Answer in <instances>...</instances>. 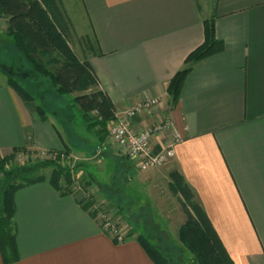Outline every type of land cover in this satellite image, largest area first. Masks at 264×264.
<instances>
[{
    "label": "crops",
    "instance_id": "1",
    "mask_svg": "<svg viewBox=\"0 0 264 264\" xmlns=\"http://www.w3.org/2000/svg\"><path fill=\"white\" fill-rule=\"evenodd\" d=\"M40 1L55 23L56 16H66L62 7L54 13ZM71 2L81 10L91 40L77 57L91 63L117 120L157 98V105L131 118L133 126L170 120L183 137L173 160L154 172L184 176L235 264H264V0ZM211 17L224 49L193 64L173 105L169 83L204 43V21ZM0 23L7 33V19L0 16ZM36 106L23 101L0 70V158L18 148L40 155L64 149L55 121L41 120ZM171 139L167 131L153 141L161 147ZM84 200L78 191L62 194L49 177L19 188V260L5 263L0 249V264H155L137 227L122 224L129 236L117 241L82 207ZM172 223L162 231L185 249L179 235L170 233Z\"/></svg>",
    "mask_w": 264,
    "mask_h": 264
},
{
    "label": "trees",
    "instance_id": "2",
    "mask_svg": "<svg viewBox=\"0 0 264 264\" xmlns=\"http://www.w3.org/2000/svg\"><path fill=\"white\" fill-rule=\"evenodd\" d=\"M0 16L7 19V36L0 38V42L7 43L8 47L9 45L14 46L13 50L11 49V54L2 56L0 53L2 65L0 70L6 74L8 83L25 102L32 103L37 99L14 77V66L8 62V59L15 61L12 56L17 55L21 58L20 65L23 66L24 73L27 74L26 78L35 79L36 77V79L50 80L49 92L68 96V102L79 108L87 129L94 133L100 141L105 140L109 124L117 118V109L109 95L98 89L100 80L91 63L76 56L41 1L0 0ZM204 24V43L189 54L186 58L187 66L180 70L169 83L168 93L172 97L173 105L179 101L185 78L192 70L193 64L224 49V42L219 40L216 35L215 17L206 19ZM54 54L60 56L61 60L53 58ZM52 61L55 62L53 66ZM91 89L93 90L89 92ZM48 108L40 102L35 107L43 121L50 117ZM57 129L59 128L57 127ZM59 131L64 141L65 152L49 151L53 154V158L18 164L16 156L23 150L19 148L15 149L12 154L0 158V183H2L0 186V249L5 263L19 260L15 222V192L23 186L44 179V176L38 174L40 171L52 167L61 174H67L68 185L65 189L51 179L58 190L62 194L71 193L69 189L71 176L67 171L65 172L64 168L62 169L60 160L62 159L61 154H68L72 149L62 131L60 129ZM169 178L170 189L179 195L186 215V221L179 230V239L183 247L192 255L193 261L196 264H235L208 214L195 201L194 192L184 176L179 171L173 170L169 173ZM127 194L126 196H128ZM93 203L88 199L81 202V205L95 218V212L90 209ZM149 215L155 220L154 213ZM165 234L166 240L171 241L167 233ZM138 240L155 264H171L161 248L152 243L150 239L139 235ZM169 243L172 244V242Z\"/></svg>",
    "mask_w": 264,
    "mask_h": 264
},
{
    "label": "rangeland",
    "instance_id": "3",
    "mask_svg": "<svg viewBox=\"0 0 264 264\" xmlns=\"http://www.w3.org/2000/svg\"><path fill=\"white\" fill-rule=\"evenodd\" d=\"M43 1L54 13H58L59 7H62L60 11H63L67 17L56 16L57 27L62 31L76 56L84 54L91 40L86 39V36L89 37L88 30L81 10L72 8L71 0ZM2 27L4 26L0 23V38H4L7 34L5 31L3 34ZM9 47L7 43L0 42L2 56L12 53L14 46L9 45ZM14 56L12 57L15 61L8 59V62L14 66L15 79L38 99L32 101L33 104L37 105L40 102L44 107H49L47 111L50 117L62 131L72 149L71 154L68 152L60 160L62 169L64 168L65 172L67 171L71 176L70 192L83 193L85 200H92L106 214L113 215L112 218L119 223L123 241L129 233L123 232L122 224L126 227L135 226L139 229L137 236L142 235L160 247L171 264H196L188 250L175 247L172 245L174 243L170 244L171 241L166 240V232H162V227L166 222L173 221L170 225V233L177 237L179 231L175 232V228L178 230L180 222L186 221L179 195L170 189V178L165 175V172L160 170L155 173L156 168H141L136 159L129 158L119 146L110 140L109 128L105 140L100 141L86 128L79 108L68 102V97L50 93V80L46 78H26L27 74L20 65L21 58ZM52 57L61 60L57 54ZM54 63L52 61V66ZM1 66L0 63V68ZM18 95L21 97L20 94ZM36 113L40 117L37 111ZM98 149L100 152L96 155ZM62 152H65V149ZM50 154V152L40 155L20 151L16 156V162L25 164L38 159L53 158L54 156ZM167 165L158 168L162 169ZM38 175L51 178L63 189L68 185L67 174H61L55 168L42 170ZM92 206L93 204L90 209ZM150 213H154L161 228L153 217H150ZM118 236H112V238L118 241Z\"/></svg>",
    "mask_w": 264,
    "mask_h": 264
},
{
    "label": "built area",
    "instance_id": "4",
    "mask_svg": "<svg viewBox=\"0 0 264 264\" xmlns=\"http://www.w3.org/2000/svg\"><path fill=\"white\" fill-rule=\"evenodd\" d=\"M159 103V99L152 98L140 102L127 110L122 119L114 120L109 124L110 140L119 146L129 158H134L141 165V168H158L169 164L176 154V146L183 141L180 132L173 126L170 120H161L158 123L145 129H136L131 118L151 109ZM171 131L172 139L169 144L157 147L153 138L157 134ZM48 153V152H47ZM53 155L52 153L50 154ZM65 154H61L64 158ZM95 212V219L100 223L103 231L111 236H118V241H123L119 231V223L106 214L98 204L93 203L92 209Z\"/></svg>",
    "mask_w": 264,
    "mask_h": 264
}]
</instances>
